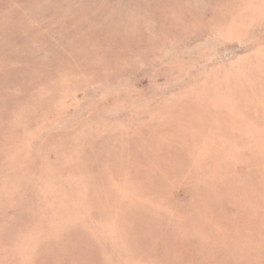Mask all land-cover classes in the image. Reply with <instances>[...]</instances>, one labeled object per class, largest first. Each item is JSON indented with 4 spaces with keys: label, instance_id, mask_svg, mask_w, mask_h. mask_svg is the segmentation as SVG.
Instances as JSON below:
<instances>
[{
    "label": "rangeland",
    "instance_id": "obj_1",
    "mask_svg": "<svg viewBox=\"0 0 264 264\" xmlns=\"http://www.w3.org/2000/svg\"><path fill=\"white\" fill-rule=\"evenodd\" d=\"M0 264H264V0H0Z\"/></svg>",
    "mask_w": 264,
    "mask_h": 264
}]
</instances>
